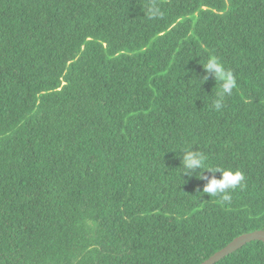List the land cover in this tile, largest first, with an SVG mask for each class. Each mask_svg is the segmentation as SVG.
<instances>
[{
  "label": "trees",
  "instance_id": "1",
  "mask_svg": "<svg viewBox=\"0 0 264 264\" xmlns=\"http://www.w3.org/2000/svg\"><path fill=\"white\" fill-rule=\"evenodd\" d=\"M213 55L238 83L219 111ZM188 147L243 172L230 203L180 180ZM257 230L264 0H0V264H200Z\"/></svg>",
  "mask_w": 264,
  "mask_h": 264
},
{
  "label": "clouds",
  "instance_id": "2",
  "mask_svg": "<svg viewBox=\"0 0 264 264\" xmlns=\"http://www.w3.org/2000/svg\"><path fill=\"white\" fill-rule=\"evenodd\" d=\"M145 15L148 20H153L160 18L163 12L159 5L151 3L146 6ZM201 67L204 74L199 79L196 78L198 81H202L200 87L210 76L214 79L215 84H219V91L211 102V107L219 111L223 107L225 97L231 96L233 91L238 87L237 78L214 55L209 56ZM179 150L182 154L180 167L178 168L180 169L178 173L180 180H182V175L187 177L195 176L197 179L206 180L202 188V193L207 194L208 197H216L223 203H230L232 201V193L237 188L242 189L245 186V176L242 171L220 167L219 165H211L205 153L195 150L192 147ZM205 171L211 175L205 177ZM216 173L220 174L219 178L215 175Z\"/></svg>",
  "mask_w": 264,
  "mask_h": 264
},
{
  "label": "water",
  "instance_id": "3",
  "mask_svg": "<svg viewBox=\"0 0 264 264\" xmlns=\"http://www.w3.org/2000/svg\"><path fill=\"white\" fill-rule=\"evenodd\" d=\"M252 240H261L264 243V230H257L237 236L226 246H224L219 251L215 252L213 255H211L209 258H207L200 264H213L214 262L224 257L226 254L240 248L242 245Z\"/></svg>",
  "mask_w": 264,
  "mask_h": 264
}]
</instances>
